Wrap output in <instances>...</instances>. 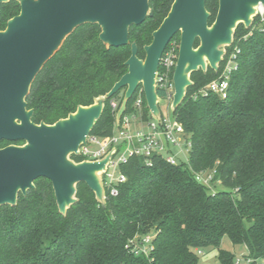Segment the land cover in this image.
<instances>
[{
	"label": "trees",
	"instance_id": "1",
	"mask_svg": "<svg viewBox=\"0 0 264 264\" xmlns=\"http://www.w3.org/2000/svg\"><path fill=\"white\" fill-rule=\"evenodd\" d=\"M174 0H149L153 15L129 29V43L108 47L98 23H84L70 33L35 77L26 97L32 121L54 124L106 95L128 71L132 43L145 59V46L168 15ZM211 25L219 0H206ZM21 11L18 0L0 5V31ZM178 32L170 41L180 45ZM199 40L195 46H198ZM236 54L227 98L201 93L220 78L230 55ZM174 111L192 136L189 163L171 165L158 160L149 167L139 158L123 166L128 179L119 194L100 203L85 182L77 184L78 200L64 215L59 211L52 182L35 181L15 205L0 206V264H198V249L219 248L225 236L245 245L255 257H264V20L255 16L243 23L226 47L219 70L199 69ZM105 100L91 136L113 133L116 113ZM159 96L163 93L158 90ZM135 95L129 100V107ZM148 110H146L147 112ZM24 141H0V147ZM76 162L84 160L72 154ZM215 169L212 181L196 175ZM153 233L150 258L132 253L127 245ZM223 264L233 254L220 249Z\"/></svg>",
	"mask_w": 264,
	"mask_h": 264
},
{
	"label": "water",
	"instance_id": "2",
	"mask_svg": "<svg viewBox=\"0 0 264 264\" xmlns=\"http://www.w3.org/2000/svg\"><path fill=\"white\" fill-rule=\"evenodd\" d=\"M9 0H0L2 3ZM20 13L0 31V141H24L23 145L0 147V206L15 205L19 194H27L35 181L52 182L59 211L66 214L77 198V184L85 182L100 203H105L103 173L111 152L100 160L76 162L72 154L86 143L105 107V100L125 88L116 119L120 123L129 100L140 84L147 105L156 118L161 111L156 87L160 59L171 39L180 32L179 56L174 70L175 93L172 110L182 103L191 74L209 67L215 71L223 61L226 47L234 40L237 26L250 27L264 0H219L215 21L209 25L206 0H174L153 41L145 46L146 57H138L132 43L126 61L128 71L106 94L91 105L78 106L54 124L32 121L33 109L26 97L43 65L60 48L66 37L84 23H98L101 40L108 46L129 43V29L153 15L149 0H18ZM199 40L198 46H195ZM114 151V150H113ZM98 172V174H95Z\"/></svg>",
	"mask_w": 264,
	"mask_h": 264
},
{
	"label": "built area",
	"instance_id": "3",
	"mask_svg": "<svg viewBox=\"0 0 264 264\" xmlns=\"http://www.w3.org/2000/svg\"><path fill=\"white\" fill-rule=\"evenodd\" d=\"M258 15L264 20L263 12ZM170 44V43H169ZM166 47L156 73V87L161 90L160 96L168 104V112L161 109L160 119L153 116L145 98L143 85L136 89L131 107L129 104L120 123H115L114 131L106 137L89 135L86 143L82 144L79 154L88 160H100L112 151L107 169L103 173L105 195L115 197L119 194V187L128 179L123 166L132 158H139L146 166H153L156 161L163 160L171 165L189 163L192 149V136L187 133L174 115L172 103L175 93L174 70L179 56V47L176 42ZM236 54L230 55L219 79L212 81L201 93L213 92L225 99L228 96L229 78L235 65ZM125 93V92H124ZM124 93L111 100V106L116 113L119 111ZM160 107V102H159ZM146 110H148L146 112ZM114 150V151H113ZM216 170L197 173V179L211 187ZM217 183H220L219 181ZM154 234L133 238L127 248L136 255L150 258L153 250ZM204 254L203 249L197 250ZM247 264H264V257H255L250 252L246 256Z\"/></svg>",
	"mask_w": 264,
	"mask_h": 264
},
{
	"label": "rangeland",
	"instance_id": "4",
	"mask_svg": "<svg viewBox=\"0 0 264 264\" xmlns=\"http://www.w3.org/2000/svg\"><path fill=\"white\" fill-rule=\"evenodd\" d=\"M124 92H125V88L120 90L121 94H123ZM167 106L168 104H166L165 101H161L159 108H161L162 111L166 114L168 112ZM24 143L25 142L20 143L18 145H23ZM219 187H220L219 183H214L213 185L211 184V191H214ZM220 249L226 250L233 254V264H247L246 256L249 253L248 248L245 245L233 244V242L230 240L228 236H225L223 238L222 243L219 248L208 247L203 250L204 254L197 253L199 257L198 264H223L219 258Z\"/></svg>",
	"mask_w": 264,
	"mask_h": 264
},
{
	"label": "bare ground",
	"instance_id": "5",
	"mask_svg": "<svg viewBox=\"0 0 264 264\" xmlns=\"http://www.w3.org/2000/svg\"><path fill=\"white\" fill-rule=\"evenodd\" d=\"M253 8H256L258 12H263L264 5L259 4L257 6L253 5ZM95 174H98V172H95Z\"/></svg>",
	"mask_w": 264,
	"mask_h": 264
}]
</instances>
